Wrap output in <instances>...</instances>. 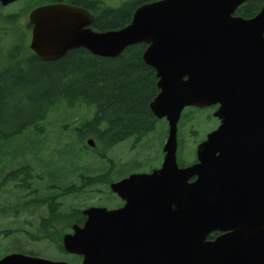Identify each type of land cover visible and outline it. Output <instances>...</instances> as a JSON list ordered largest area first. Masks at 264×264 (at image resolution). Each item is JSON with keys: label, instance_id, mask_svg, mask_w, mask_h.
Here are the masks:
<instances>
[{"label": "water", "instance_id": "water-1", "mask_svg": "<svg viewBox=\"0 0 264 264\" xmlns=\"http://www.w3.org/2000/svg\"><path fill=\"white\" fill-rule=\"evenodd\" d=\"M245 1L155 0L104 32L78 30L67 5L30 11V47L43 60L81 46L115 57L146 44L142 58L158 88L149 107L168 131L160 167L110 183L124 206L84 208L85 223L63 235L80 262L11 252L0 264H264V3L245 18L235 14ZM212 105L218 125L195 161L179 166L183 109Z\"/></svg>", "mask_w": 264, "mask_h": 264}, {"label": "trees", "instance_id": "trees-1", "mask_svg": "<svg viewBox=\"0 0 264 264\" xmlns=\"http://www.w3.org/2000/svg\"><path fill=\"white\" fill-rule=\"evenodd\" d=\"M140 1L146 0L137 2ZM263 3L264 0H247L236 9L235 14L245 18L252 17ZM134 4L110 11L107 25H115L124 19L123 14L129 13ZM2 22L0 20V31L12 32L11 29L8 30L9 23L1 24ZM27 41L20 36L14 42L15 52L10 58L11 64L8 66L7 58L4 66L0 67V144L27 129H34L37 134L42 133L41 122L59 104L67 107L86 105L94 110L89 119L73 129L77 130L78 141L82 143L86 134L94 139L95 146L102 148L103 152L128 138L139 141L155 128L158 119L150 110L149 103L158 92L157 77L155 70L142 58L146 44L128 46L115 57H101L81 50L72 51L54 61H40L30 56V67L26 70L20 66L24 61L25 48L28 47ZM103 152L99 155L101 160L104 159ZM31 169L27 163L8 170L0 180V193L7 180L17 181L19 175L23 176L17 187L34 192L36 189L32 185L34 174ZM114 170V164L104 165L98 174L85 178L81 176L79 183L63 185L59 192L63 195L80 193L94 184L108 187L111 176H115ZM57 192L32 195L28 199L19 196L17 206L27 208L30 205H44L52 209L48 218L41 220L40 227L34 232L35 237L33 233H26L31 240L43 241L52 237L59 250L63 232L68 230L70 223L65 210L61 226L49 225L52 215L56 214L55 207L60 206L53 198V194ZM73 209L79 210L78 207ZM0 210L3 211L4 208ZM217 234L218 232H214L209 238ZM59 253L70 256L71 259L77 258L62 250Z\"/></svg>", "mask_w": 264, "mask_h": 264}, {"label": "rangeland", "instance_id": "rangeland-1", "mask_svg": "<svg viewBox=\"0 0 264 264\" xmlns=\"http://www.w3.org/2000/svg\"><path fill=\"white\" fill-rule=\"evenodd\" d=\"M134 1L129 0L128 4L132 5ZM21 3L1 11L3 14L14 11L19 15L15 23L10 24L12 32L0 31V67L7 62L8 53L15 52L14 42L20 36L28 40L29 32L25 26L30 8H23L24 5ZM4 23L5 20L1 24ZM28 43L29 41L27 45ZM26 49L27 47L25 52ZM29 57L28 54H24V61L20 67L29 69ZM214 110L213 106L205 108L188 106L183 109L178 122L177 161L180 165L186 166L195 161L197 144L217 126L218 119L213 116ZM93 113L94 110L86 105L67 107L59 104L41 122L42 133L37 134L34 129H27L0 144V180L8 170L29 163L34 174L32 185L36 189L34 192H28L17 187L23 175H19L17 181L7 180L3 185L0 193V208H4L3 211L0 210V257L11 252H32L52 259L72 261L70 256L59 253L60 250L57 249L52 237L43 241L31 240L28 237V233H33L34 236L35 230H38V220L45 215L47 206L30 205L27 208H20L17 206L19 196L28 199L32 195L41 196L58 191L53 194L54 201L60 204L57 206L59 209L55 207L56 214L65 210L69 212L77 207L84 209L90 205L111 207L115 204L112 191L102 184H94L75 194L63 195L59 191L63 185L79 183L81 176L85 178L98 174L104 165L114 164L115 176H111L113 181L132 172H149L161 164L168 131L164 119H158L155 128L141 140L128 138L109 151L103 152L98 146L91 147L86 144V140L91 138L86 134L82 143L78 141L77 130L73 129L89 119ZM81 145L85 147L82 148ZM101 152L104 154L102 160L99 156ZM56 214L52 215V222L56 221ZM68 231L69 228L63 234Z\"/></svg>", "mask_w": 264, "mask_h": 264}, {"label": "flooded vegetation", "instance_id": "flooded-vegetation-1", "mask_svg": "<svg viewBox=\"0 0 264 264\" xmlns=\"http://www.w3.org/2000/svg\"><path fill=\"white\" fill-rule=\"evenodd\" d=\"M137 1L138 0L134 1L135 4L133 3L134 5L131 7L129 13L126 12L125 14H123L124 19L122 18L123 20L121 19L120 22H118L112 26L107 25V21L109 20L108 13L112 10L116 11V10H121L123 8H126L129 0H15V1H12V2L6 4V5H3L0 2V20H2V21L5 20L6 22H8L9 23L8 30H10V24L13 22L15 23L16 17H18L19 14H16V12H14V11L13 12L10 11V12H7L6 14H3L1 11L5 10L7 8H11V6H15L17 3H20V2H22L21 4L24 5L23 8H25V7L30 8L28 11V14L26 16V23L27 24L25 26V27H27L28 32H29V36H28L29 43H28V47L26 49V51H27L26 53L29 56L36 58L40 61H54V60L63 58L64 56H66L67 54H69L72 51H77V50H81L83 52H86V53H89L92 55H94V54L91 53L85 47L81 46V47L68 49L61 57H59L57 59H53V60L41 59L39 56H37L35 54V52L30 47L31 34H32V24L29 22L28 15L32 9L39 7L41 5H48V4L67 5V6L73 7L76 10V15H77V17H76V22H77L76 28L78 30H83V31L91 30V31H95V32H104V31H109V30L120 29L121 27L125 26L131 20V17H132V15H133V13L137 7H139L140 5H142L144 3L152 2L155 0H146V1H140V2H137ZM7 33H9V31H7ZM13 56H14V53L13 54L8 53V61H9L8 66L11 64L10 58H12ZM213 107H215V109H216L217 105H213ZM164 121H165V119H164ZM218 123H219V121H218ZM163 156H164V153L162 154V160H163ZM160 166H161V164L158 167H160ZM180 166H182V165H180ZM155 168H157V167H155ZM127 176H124L122 178H125ZM122 178H120V179H122ZM120 179H118V180H120ZM118 180H113V181H118ZM191 180H193V179H191ZM113 181L110 180V183ZM110 183L108 184L109 188H110ZM111 194L113 195V197L115 199V204L111 207H109V206H105V207H107L108 209H113V208L122 207L126 204V202H127L126 199L121 198L116 193L111 192ZM94 206H104V205H94ZM51 210L52 209H50V208H46L45 215L41 216L38 220V226L39 227L41 224V220L47 219ZM82 210L83 209H80L78 211H74V209H72L69 212H67V218H68V221L70 223V227H69L70 231H68V232L72 231V226L74 224L82 226L85 223V221L87 220V216L82 212ZM63 215H64V213L62 211H59L56 214V218H55L56 221L52 222V220H51L49 225H52L55 227L60 226L61 222L63 221V217H62ZM59 250H62L65 253H67L63 249L62 238H61V244H60ZM27 254L48 258L47 256L35 254L32 252L31 253L27 252ZM67 254H69V253H67ZM69 255H73V256L77 257V258H74V257L72 258L73 262H80L82 259V257L80 255H74V254H69ZM50 259H52V258H50ZM55 260H59V259H55ZM69 262H71V261H69Z\"/></svg>", "mask_w": 264, "mask_h": 264}, {"label": "bare ground", "instance_id": "bare-ground-1", "mask_svg": "<svg viewBox=\"0 0 264 264\" xmlns=\"http://www.w3.org/2000/svg\"><path fill=\"white\" fill-rule=\"evenodd\" d=\"M93 139V138H92ZM94 140V139H93ZM95 142V141H94ZM96 144V143H95ZM163 161V160H162ZM63 237V236H62ZM68 253V252H67ZM70 254V253H69Z\"/></svg>", "mask_w": 264, "mask_h": 264}]
</instances>
